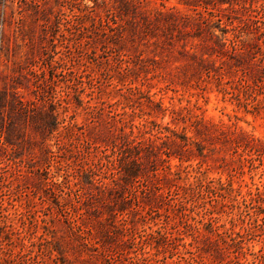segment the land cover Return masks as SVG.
<instances>
[{"label": "rangeland", "instance_id": "obj_1", "mask_svg": "<svg viewBox=\"0 0 264 264\" xmlns=\"http://www.w3.org/2000/svg\"><path fill=\"white\" fill-rule=\"evenodd\" d=\"M0 264H264V0H0Z\"/></svg>", "mask_w": 264, "mask_h": 264}, {"label": "trees", "instance_id": "obj_2", "mask_svg": "<svg viewBox=\"0 0 264 264\" xmlns=\"http://www.w3.org/2000/svg\"><path fill=\"white\" fill-rule=\"evenodd\" d=\"M220 237L224 243L231 245V227L220 233Z\"/></svg>", "mask_w": 264, "mask_h": 264}]
</instances>
